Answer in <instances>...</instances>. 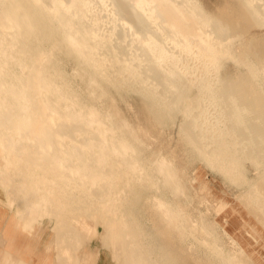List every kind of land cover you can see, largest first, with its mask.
Here are the masks:
<instances>
[{"label":"bare ground","instance_id":"bare-ground-1","mask_svg":"<svg viewBox=\"0 0 264 264\" xmlns=\"http://www.w3.org/2000/svg\"><path fill=\"white\" fill-rule=\"evenodd\" d=\"M255 28L264 0H0V205L49 231L46 264H95L97 250L110 264H264ZM131 94L178 127L195 178L150 149L120 106ZM207 170L238 195H217Z\"/></svg>","mask_w":264,"mask_h":264},{"label":"rangeland","instance_id":"rangeland-1","mask_svg":"<svg viewBox=\"0 0 264 264\" xmlns=\"http://www.w3.org/2000/svg\"><path fill=\"white\" fill-rule=\"evenodd\" d=\"M220 1L221 0H202V2L205 5H207L208 7H212V8H214L216 4L220 3ZM263 33H264L263 30L259 28H255V29L250 30L246 37H251L254 35L260 36ZM133 97L134 96L132 94L124 95V99L130 104V107L126 106V104L124 103H120L121 104L120 106L122 110L124 111V113L126 114V116L128 117V119H130V121L135 126H137L138 123H140L141 125L140 129H138V126H137V130L140 135H143L144 138H147L145 137V131H148V134H149L148 142L150 144V149L152 151L164 150L168 154L177 153V155L179 156V161H181L182 164L186 168L191 170V173L193 177L195 178L197 169L200 167V164L192 156H189V154L187 153L188 151H186L185 143L179 140L178 127H175V126L173 127L171 121L169 120L166 121L165 125L161 124L160 126V122L156 120V116L152 113L146 112L145 110H143V108L140 109L142 105H140V102L138 101L139 99L137 100L138 97L137 96L136 98L135 97L133 98ZM162 140L165 142H162ZM204 174L206 177H209V179L214 182L215 184L214 190L217 195H223V192H230L233 194V197H236L238 195L239 193L238 191H235L234 189L230 191L229 189H227V187H225L222 180L219 177H215L213 173L211 174L209 170L204 171ZM229 198L232 199V197H229ZM139 205L143 211L144 216L147 218L148 221L151 220V218H154L153 217L154 209H153L151 202L149 201L147 193L145 192L142 193L140 200H139ZM195 208H196V210H194L195 216L199 215V211L204 212V213L208 211L207 205L199 204V201L195 202ZM214 225L222 226V224H219V223L214 224ZM220 231H221L222 239L225 242V244L227 246L232 245L233 240L230 237V235L226 231H224L223 227H220ZM168 238L171 239V236L169 235ZM169 242H171V240ZM98 243H99L98 240L93 241L94 245H97ZM165 245L168 247L171 246V244H168V245L165 244ZM98 253H100L99 250L96 251V254ZM182 257L181 256L180 258L178 257L180 262L178 261L177 264H181L183 262L182 260H180V259H184ZM193 258L194 257L185 256L186 261L188 262L192 261L193 264H196V260L194 261ZM101 264H110V257L107 253H104V252L102 253Z\"/></svg>","mask_w":264,"mask_h":264},{"label":"crops","instance_id":"crops-1","mask_svg":"<svg viewBox=\"0 0 264 264\" xmlns=\"http://www.w3.org/2000/svg\"><path fill=\"white\" fill-rule=\"evenodd\" d=\"M0 222V264H46L55 261L52 254H46L49 231L31 233L23 228L13 211L2 205ZM101 258L100 253H95L92 261L101 264Z\"/></svg>","mask_w":264,"mask_h":264}]
</instances>
